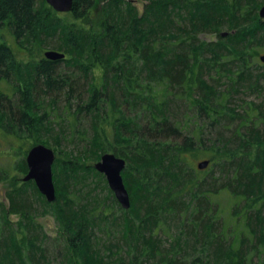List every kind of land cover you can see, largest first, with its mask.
I'll return each mask as SVG.
<instances>
[{
  "label": "trees",
  "instance_id": "trees-1",
  "mask_svg": "<svg viewBox=\"0 0 264 264\" xmlns=\"http://www.w3.org/2000/svg\"><path fill=\"white\" fill-rule=\"evenodd\" d=\"M263 5L73 0L59 14L0 0V174L24 176L28 150L53 147L56 196L7 188L0 264H264V112L237 97L264 80ZM104 153L125 161L129 209L94 168ZM50 211L56 247L35 221Z\"/></svg>",
  "mask_w": 264,
  "mask_h": 264
},
{
  "label": "water",
  "instance_id": "water-1",
  "mask_svg": "<svg viewBox=\"0 0 264 264\" xmlns=\"http://www.w3.org/2000/svg\"><path fill=\"white\" fill-rule=\"evenodd\" d=\"M46 3L58 13L70 12L73 0H45ZM259 18L264 22V5L258 10ZM224 35V34H223ZM44 57L50 61H59L64 59L63 52L56 50H46ZM264 63V55L260 57ZM55 160L54 151L42 144L31 147L25 157L27 173L22 178L24 182L33 181L38 191L49 201L55 200V189L53 184L52 165ZM209 166V161L202 160L197 163L200 170ZM95 169L103 173L109 184L115 199L123 209H129L130 199L128 192L123 184L121 171L125 167V161L115 156L113 153H104L99 162L95 163Z\"/></svg>",
  "mask_w": 264,
  "mask_h": 264
},
{
  "label": "rangeland",
  "instance_id": "rangeland-1",
  "mask_svg": "<svg viewBox=\"0 0 264 264\" xmlns=\"http://www.w3.org/2000/svg\"><path fill=\"white\" fill-rule=\"evenodd\" d=\"M133 2L137 6L138 11L141 12L142 8H143L142 7L143 0H133ZM59 14H65V13H59ZM62 16H64V15H62ZM200 37L206 41H209V42H213L216 39V35H214V34L213 35L212 34L201 35ZM44 50H46V49H44ZM258 61H259V59H258ZM261 64H263V63H261ZM222 83H224V81ZM220 85H221V82H220ZM259 89H260V91L262 90V94H259L260 92H256ZM237 97L241 98V99L243 98L244 101H246V102H251V103H254L256 105H261L260 110L262 112H264V80H262V82H260L259 86L255 90H247V91L244 90V92L241 91V93ZM55 129H54V131H57ZM60 143L61 144L58 147V150L63 154V155H61L62 157H65L64 154H66V153H70L73 156H78V153L75 151V146L68 144L65 141H62ZM49 148H51L53 150V147H49ZM13 154H14V151L12 149H8V150H5L1 156L4 158L10 157V158H15V159L17 158L18 160L20 159V157H19L20 155L14 157ZM89 155H90V153L88 152L87 155L85 153L83 156L86 157L85 161L90 163L92 157ZM23 157L25 158V155ZM0 161H2V160L0 159ZM199 161H197V162H199ZM95 163L96 162H94L93 165ZM22 178H23V176H21L19 174L10 173L9 177L4 180L3 176L0 174V204H1L2 208H7L8 204H9L8 200L6 199L7 188L9 186L20 185L22 182ZM107 186H108V184H107ZM108 188H109V186H108ZM98 190H100V189H98ZM229 205H230L229 201L226 198H221V206H222V208H224L225 212H227L226 209L229 208ZM51 213L52 212L50 211L48 213H45L44 215L43 214L39 215V217L35 216L36 217L35 221L38 224V226L40 227L41 231L47 236L48 244L51 243L56 247V245L59 243V242H55L56 241L55 236L57 235V224H56V221L54 220L53 216H51L52 215ZM18 219L19 218L15 215H9V221L12 223H16L18 221Z\"/></svg>",
  "mask_w": 264,
  "mask_h": 264
},
{
  "label": "bare ground",
  "instance_id": "bare-ground-1",
  "mask_svg": "<svg viewBox=\"0 0 264 264\" xmlns=\"http://www.w3.org/2000/svg\"><path fill=\"white\" fill-rule=\"evenodd\" d=\"M55 11V10H54ZM55 161V160H54ZM97 162H99V161H97ZM96 162V163H97ZM95 165V164H94ZM53 166V165H52ZM95 168V167H94ZM125 168V167H124ZM96 170V169H95ZM97 171V170H96ZM123 171V170H122ZM122 171H121V176H122ZM98 172V171H97ZM101 174H103V173H101ZM104 175V174H103ZM105 177V176H104ZM122 181H123V178H122ZM107 184H108V182H107ZM123 184H124V182H123ZM108 186H109V184H108ZM125 186V185H124ZM110 188V187H109ZM54 189H55V186H54ZM46 199V198H45ZM55 199H56V196H55ZM46 201L47 202H49L47 199H46ZM55 201V200H54ZM52 202V201H51ZM51 202H49V203H51Z\"/></svg>",
  "mask_w": 264,
  "mask_h": 264
}]
</instances>
